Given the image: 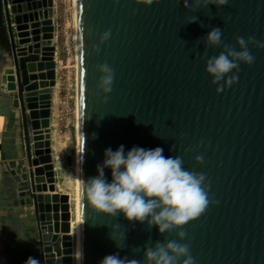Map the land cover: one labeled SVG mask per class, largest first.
<instances>
[{
  "label": "water",
  "instance_id": "1",
  "mask_svg": "<svg viewBox=\"0 0 264 264\" xmlns=\"http://www.w3.org/2000/svg\"><path fill=\"white\" fill-rule=\"evenodd\" d=\"M80 68L79 190L81 264H100L112 254L145 264L144 247L177 239L147 223L101 214L85 199V180L98 175L107 148L161 147L180 155L184 167L206 174L211 203L189 222L196 264H264V49L252 46V65L241 64L238 82L213 84L205 71L204 41L213 28L238 49L237 37L264 41V0H229L189 12L193 0H76ZM5 9L14 67L3 84L19 119L23 159L22 196L34 206L42 264H73L70 197L57 192L50 127L51 89L56 85L53 0H0ZM197 16L195 23H188ZM20 31L26 39H21ZM111 37L103 44L105 32ZM6 42V41H5ZM97 46L100 50L97 51ZM115 71L105 101L99 66ZM0 148H2L0 146ZM204 156V163L195 157ZM82 172L80 170V163ZM109 182L111 169H105ZM127 239L111 238L112 226Z\"/></svg>",
  "mask_w": 264,
  "mask_h": 264
},
{
  "label": "clouds",
  "instance_id": "2",
  "mask_svg": "<svg viewBox=\"0 0 264 264\" xmlns=\"http://www.w3.org/2000/svg\"><path fill=\"white\" fill-rule=\"evenodd\" d=\"M149 3L152 0H148ZM193 6L186 3L189 12L208 5L218 9L229 4V0H193ZM197 16L190 17L188 23H195ZM111 37L105 32L100 40L103 44ZM223 31L213 28L204 41L205 51L210 48H222L218 56L205 57V71L212 77L213 84H221L217 91H223L222 82L229 85L238 82L241 64L252 65L255 57L251 53L252 46L264 49V41L253 36L247 39L237 37V47L224 43ZM100 48L97 46V51ZM101 72L99 88L105 94V101L113 91L115 71L108 64L99 66ZM104 161L97 165L98 175L85 180L83 195L86 201L98 212L112 218L122 213L129 222L147 223L149 229L157 227L163 235L176 233L177 239L167 242L149 243L144 249L145 264H196L191 254L190 245L181 243L187 239L184 227L200 217L211 203L209 198L210 184L206 174L190 172L184 167L180 155L165 157L161 147L145 149L134 146L126 151L124 145L117 150L107 148ZM197 163H204V156L195 157ZM83 160L80 163L82 172ZM105 169H111L112 180L109 182ZM119 224L112 226L111 238L118 242L127 239L124 231L117 239L115 232ZM100 264H140V261L129 257L112 254L105 256Z\"/></svg>",
  "mask_w": 264,
  "mask_h": 264
},
{
  "label": "rangeland",
  "instance_id": "3",
  "mask_svg": "<svg viewBox=\"0 0 264 264\" xmlns=\"http://www.w3.org/2000/svg\"><path fill=\"white\" fill-rule=\"evenodd\" d=\"M76 0H53L56 85L51 89L49 106L52 129V156L55 166L56 187L59 194L70 197L72 247L66 256L78 264V234L75 222L79 188V102L80 69L78 21ZM6 41V42H5ZM9 34L5 9L0 11V63L2 78L6 68L14 67L7 49ZM7 90V86H6ZM8 92V91H7ZM14 123L19 119L12 112ZM42 264V259H40Z\"/></svg>",
  "mask_w": 264,
  "mask_h": 264
},
{
  "label": "crops",
  "instance_id": "4",
  "mask_svg": "<svg viewBox=\"0 0 264 264\" xmlns=\"http://www.w3.org/2000/svg\"><path fill=\"white\" fill-rule=\"evenodd\" d=\"M2 65L0 63V69ZM12 100L0 72V264H40L41 246L34 206L22 196L18 176V122L10 118Z\"/></svg>",
  "mask_w": 264,
  "mask_h": 264
},
{
  "label": "bare ground",
  "instance_id": "5",
  "mask_svg": "<svg viewBox=\"0 0 264 264\" xmlns=\"http://www.w3.org/2000/svg\"><path fill=\"white\" fill-rule=\"evenodd\" d=\"M77 21H78V18H77ZM25 32L23 31H20V36H21V39H26L25 35H24ZM80 69V68H79ZM4 76V75H3ZM80 92V91H79ZM79 161V159H78ZM78 176H79V168H78ZM79 189V188H78ZM62 196H68L66 194H61ZM69 197V196H68ZM69 206H70V202H68ZM77 212H76V219H75V222H76V225H77V234H78V264H81V242H80V190H78V195H77ZM54 254H51L49 253L47 255V262L49 264H51L53 262V256Z\"/></svg>",
  "mask_w": 264,
  "mask_h": 264
}]
</instances>
